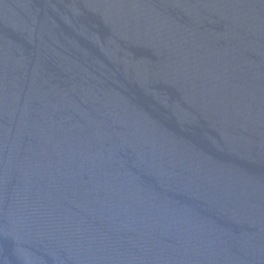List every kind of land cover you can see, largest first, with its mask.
<instances>
[{
  "label": "water",
  "instance_id": "95a60500",
  "mask_svg": "<svg viewBox=\"0 0 264 264\" xmlns=\"http://www.w3.org/2000/svg\"><path fill=\"white\" fill-rule=\"evenodd\" d=\"M0 264H264V0L0 9Z\"/></svg>",
  "mask_w": 264,
  "mask_h": 264
}]
</instances>
